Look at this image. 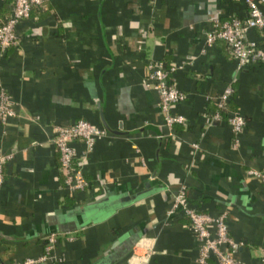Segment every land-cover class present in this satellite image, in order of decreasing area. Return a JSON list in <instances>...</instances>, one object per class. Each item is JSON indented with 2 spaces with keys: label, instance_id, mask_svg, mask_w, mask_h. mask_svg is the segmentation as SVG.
I'll return each mask as SVG.
<instances>
[{
  "label": "crops",
  "instance_id": "crops-1",
  "mask_svg": "<svg viewBox=\"0 0 264 264\" xmlns=\"http://www.w3.org/2000/svg\"><path fill=\"white\" fill-rule=\"evenodd\" d=\"M12 7L0 0V22ZM246 12L245 0H45L32 9L17 26L21 42L0 53V88L17 112L0 116V152L12 154L0 182V264L42 255L51 232L52 256L37 264H219L198 259L189 217L169 214L181 190L197 210L226 211L230 235L244 241L236 257L260 264L264 181L248 170L264 169V63L239 66L225 41L206 42L215 18ZM249 36L264 43V28ZM151 59L183 64L171 77L187 93L173 106L185 123H165L146 83ZM229 84L228 109L247 120L237 145L207 97ZM81 117L108 132L81 164L89 186L72 191L52 137L56 124ZM147 189L79 226L94 210H75Z\"/></svg>",
  "mask_w": 264,
  "mask_h": 264
},
{
  "label": "built area",
  "instance_id": "built-area-1",
  "mask_svg": "<svg viewBox=\"0 0 264 264\" xmlns=\"http://www.w3.org/2000/svg\"><path fill=\"white\" fill-rule=\"evenodd\" d=\"M45 0H13L11 13L0 22V53H4L10 46L21 42L17 30L18 24L31 15L34 7L43 5ZM247 12L244 15L232 14L228 18L214 19V27L206 34L207 44H214L217 40L227 43L232 56L239 66L249 63H264V43L251 38L249 31L252 28H264V0H245ZM192 63V60H189ZM149 68L148 86L153 87L159 94L160 108L164 115L165 123L173 126L175 123H185L186 116L173 110L174 104L184 100L187 93L172 81L173 72L183 64H166L161 59H151L147 62ZM234 92L231 84L222 91L207 97L213 99L216 109L211 114L212 120L227 118L232 131L236 136L235 145L245 129L247 120L245 115L238 110H229L228 103ZM15 100L5 88H0V116L6 120L15 115ZM107 128L100 126L89 119L78 118L69 124H56L52 141L59 152L60 169L64 174V186L68 190L76 191L89 186V180L81 170L82 162L89 156L95 143L107 135ZM78 142L84 146L80 150ZM198 146L197 143H195ZM12 154L0 152V182L3 181V169ZM248 172L264 181V169L249 168ZM181 211L189 217L190 226L195 235L201 240L198 259L207 261L215 256L219 264H241L235 253L244 244V241L235 240L229 233L227 212L218 215L200 211L189 204L185 190L175 195L169 214ZM45 252L38 257H27L14 264H37L52 256V251L58 241L56 232H51L46 237ZM260 264H264V248L260 255Z\"/></svg>",
  "mask_w": 264,
  "mask_h": 264
},
{
  "label": "water",
  "instance_id": "water-1",
  "mask_svg": "<svg viewBox=\"0 0 264 264\" xmlns=\"http://www.w3.org/2000/svg\"><path fill=\"white\" fill-rule=\"evenodd\" d=\"M149 191L150 190H148V189L142 190L140 192L131 194L130 196H128L126 198L123 197L121 201H118L115 203H109V202L107 203V202L98 201V202H95L93 204L86 205V206H84V208H79V209L75 210V212L80 213V214L81 213L83 214L87 210L89 211L90 208L94 210L93 214H91L89 216V218H87V219H85L79 223V226H84L87 222L92 221V220L104 218V217L108 216L111 212H113L114 210L119 208L120 206L128 204L133 200H136L138 198H141V197L147 195L148 193H150ZM70 213H71V215H73L74 212L71 211ZM74 228H75V226H74ZM101 263H98V264H101Z\"/></svg>",
  "mask_w": 264,
  "mask_h": 264
},
{
  "label": "trees",
  "instance_id": "trees-1",
  "mask_svg": "<svg viewBox=\"0 0 264 264\" xmlns=\"http://www.w3.org/2000/svg\"><path fill=\"white\" fill-rule=\"evenodd\" d=\"M228 106H229V103H228ZM46 242H47V240H45V242H44V243H45V245H46Z\"/></svg>",
  "mask_w": 264,
  "mask_h": 264
}]
</instances>
